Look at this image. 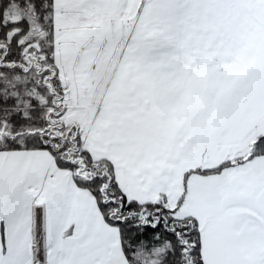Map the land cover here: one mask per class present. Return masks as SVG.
Here are the masks:
<instances>
[{
	"label": "snow or ice",
	"instance_id": "6c2138e0",
	"mask_svg": "<svg viewBox=\"0 0 264 264\" xmlns=\"http://www.w3.org/2000/svg\"><path fill=\"white\" fill-rule=\"evenodd\" d=\"M0 264H264V0H0Z\"/></svg>",
	"mask_w": 264,
	"mask_h": 264
}]
</instances>
